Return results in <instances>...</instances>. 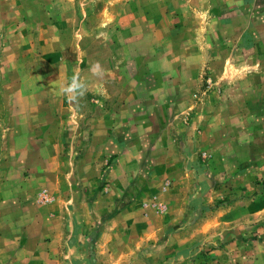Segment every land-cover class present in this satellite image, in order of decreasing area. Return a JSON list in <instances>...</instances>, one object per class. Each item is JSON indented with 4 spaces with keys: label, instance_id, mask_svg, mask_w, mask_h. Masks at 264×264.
I'll use <instances>...</instances> for the list:
<instances>
[{
    "label": "rangeland",
    "instance_id": "1",
    "mask_svg": "<svg viewBox=\"0 0 264 264\" xmlns=\"http://www.w3.org/2000/svg\"><path fill=\"white\" fill-rule=\"evenodd\" d=\"M263 24L264 0H0V211L59 201L98 264L122 212L129 264H264Z\"/></svg>",
    "mask_w": 264,
    "mask_h": 264
},
{
    "label": "crops",
    "instance_id": "2",
    "mask_svg": "<svg viewBox=\"0 0 264 264\" xmlns=\"http://www.w3.org/2000/svg\"><path fill=\"white\" fill-rule=\"evenodd\" d=\"M53 204L40 208L33 205L23 214L24 219L6 217L0 211V264H98L99 251L81 246L80 242L84 241L79 239L75 228L73 233L65 235L63 221ZM56 204L60 207L59 201ZM4 206L2 202L0 207ZM122 213L115 219L113 231L106 230L99 237L100 253L107 255L103 264H129V250L136 249L124 226H116L125 216ZM82 222L81 216L69 218L71 228L72 224L76 227V223Z\"/></svg>",
    "mask_w": 264,
    "mask_h": 264
},
{
    "label": "clouds",
    "instance_id": "3",
    "mask_svg": "<svg viewBox=\"0 0 264 264\" xmlns=\"http://www.w3.org/2000/svg\"><path fill=\"white\" fill-rule=\"evenodd\" d=\"M88 71L97 79L103 78L104 70L99 62L90 64ZM50 86L56 95L67 98L69 102L77 101L89 90V84L81 78L79 69H73V74L68 77L59 68V77Z\"/></svg>",
    "mask_w": 264,
    "mask_h": 264
}]
</instances>
